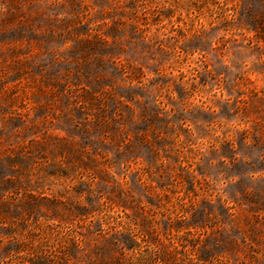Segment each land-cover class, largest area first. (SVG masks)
<instances>
[{
	"label": "rangeland",
	"instance_id": "rangeland-1",
	"mask_svg": "<svg viewBox=\"0 0 264 264\" xmlns=\"http://www.w3.org/2000/svg\"><path fill=\"white\" fill-rule=\"evenodd\" d=\"M0 264H264V0H0Z\"/></svg>",
	"mask_w": 264,
	"mask_h": 264
}]
</instances>
